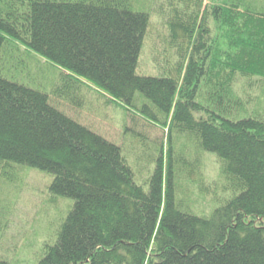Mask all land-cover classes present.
Instances as JSON below:
<instances>
[{
  "label": "trees",
  "instance_id": "16d2710c",
  "mask_svg": "<svg viewBox=\"0 0 264 264\" xmlns=\"http://www.w3.org/2000/svg\"><path fill=\"white\" fill-rule=\"evenodd\" d=\"M167 10L177 60L150 76L137 72L151 22L139 0H0V178L36 168L73 200L37 264H264V106L250 110L237 89L241 78L264 89V4L168 0ZM23 54L58 70L54 93L73 105L92 84L168 129L147 189L121 146L31 85L29 62L14 69ZM177 136L214 153L234 192L209 215L181 200L179 171L197 175L203 160L175 153Z\"/></svg>",
  "mask_w": 264,
  "mask_h": 264
},
{
  "label": "rangeland",
  "instance_id": "374dc122",
  "mask_svg": "<svg viewBox=\"0 0 264 264\" xmlns=\"http://www.w3.org/2000/svg\"><path fill=\"white\" fill-rule=\"evenodd\" d=\"M167 1L139 0L142 8L151 13L150 27L137 69L141 75L163 76L169 65L177 60L175 50L169 45V30L163 15V12L166 14L168 11ZM253 1L257 5L264 4V0ZM27 58L25 54L17 58L14 69L23 62H29L28 77L32 81L31 85L42 91L51 90V103L55 107L121 146L134 170L135 180L147 189L148 181L162 155V146L165 152L169 149L168 129L138 113L127 112L122 105L107 102V97L92 84L86 83L83 88L85 103H81L83 98L80 95L78 105H73L54 93L60 85L57 80L58 70L43 60L36 63ZM166 59L172 60L171 63ZM247 81L244 78L239 80L238 91L248 98L250 110L262 108V83L249 87ZM140 95L137 93L136 96ZM172 145L175 153H180L185 159L193 161L199 155L203 160L197 175L189 174L184 165L179 171L180 187L185 193V196H181L183 193L180 196L184 205L194 213L209 215L234 194L230 189H225V179L219 177L217 156L204 150L199 152L195 144L183 136L174 137ZM4 170L6 172L0 178V258L9 264H37L45 253V245L57 241L59 229L72 208L73 200L50 192L53 176L47 172L22 165L6 167Z\"/></svg>",
  "mask_w": 264,
  "mask_h": 264
}]
</instances>
